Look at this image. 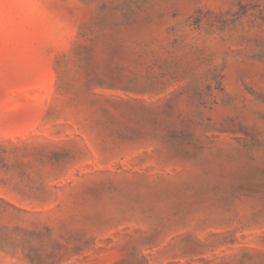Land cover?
<instances>
[{
  "label": "rangeland",
  "instance_id": "1",
  "mask_svg": "<svg viewBox=\"0 0 264 264\" xmlns=\"http://www.w3.org/2000/svg\"><path fill=\"white\" fill-rule=\"evenodd\" d=\"M0 264H264V0H0Z\"/></svg>",
  "mask_w": 264,
  "mask_h": 264
}]
</instances>
